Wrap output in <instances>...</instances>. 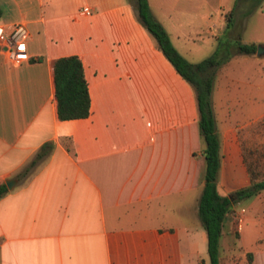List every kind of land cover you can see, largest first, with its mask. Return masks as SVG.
<instances>
[{
    "label": "crops",
    "instance_id": "1",
    "mask_svg": "<svg viewBox=\"0 0 264 264\" xmlns=\"http://www.w3.org/2000/svg\"><path fill=\"white\" fill-rule=\"evenodd\" d=\"M192 1L148 4L170 39L195 34L200 46L205 27L221 51L242 54L237 40L264 47V35L237 32L238 6L225 29L232 8ZM201 4L207 11L193 25ZM0 9L6 30L23 23L29 33L27 60L12 62L0 48V185L16 180L0 197V264H205L195 95L137 20L133 0H0ZM69 55L83 63L90 113L59 120L53 63ZM225 66L211 101L217 188L229 197L250 183L249 166L264 163V77L236 80ZM47 141L51 151L23 174ZM220 241L219 264H264V189L232 203Z\"/></svg>",
    "mask_w": 264,
    "mask_h": 264
},
{
    "label": "trees",
    "instance_id": "2",
    "mask_svg": "<svg viewBox=\"0 0 264 264\" xmlns=\"http://www.w3.org/2000/svg\"><path fill=\"white\" fill-rule=\"evenodd\" d=\"M261 1L253 0L256 8ZM236 5L226 14L225 29H229L233 25V13ZM254 5L245 9V16L252 13ZM133 8L137 20L153 37L157 48L162 51L177 73L193 89L197 105L198 127L203 143L202 153L205 159L203 184L198 199V217L207 235L209 264H219V241L225 218L232 203L251 198L264 189V179L255 180L254 177H251L247 186L235 190L229 197L221 195L217 188L220 144L211 93L217 71L230 59L233 53L226 48L230 52L225 55L226 49L221 51L217 47L210 56L197 63H191L172 45L166 30L152 14L148 0H133ZM1 13L0 9V16ZM234 46L238 53H256V44L254 43L247 44L237 40ZM53 76L58 119L70 120L87 117L90 113L91 101L81 59L77 55L56 58L53 63ZM51 149V141L43 143L34 158L25 167L23 174L38 160L45 157ZM7 191L6 184H1L0 197Z\"/></svg>",
    "mask_w": 264,
    "mask_h": 264
},
{
    "label": "rangeland",
    "instance_id": "3",
    "mask_svg": "<svg viewBox=\"0 0 264 264\" xmlns=\"http://www.w3.org/2000/svg\"><path fill=\"white\" fill-rule=\"evenodd\" d=\"M193 1L197 2L200 0ZM193 1L192 6H196V3L194 4ZM216 5L217 4H215V6ZM221 5H223L226 9H231L235 7V5L238 6L237 11L240 13L239 19L241 23L237 32L241 34L244 39H249L250 36L262 37L264 35V0L261 1L257 8L254 5L253 0H221ZM253 5L254 10L252 11V13L245 16V9L249 6L252 7ZM206 11L207 8L204 5L201 4L197 6L194 12H198V14H192V17L190 19L192 24L198 26L200 21L199 19ZM183 17L186 20L189 19L187 18V15H183ZM187 22L188 20L186 21V23ZM198 34V36L196 34V38L202 37L203 40H205L204 43L200 46H198L196 43H193V41L191 40V37H193L195 34H171V39L169 38L172 45L177 48L176 50L191 63H197L202 59L210 56L213 53L214 49L217 48L220 43L222 44L221 41L215 39V36L209 34L207 35L205 27H203ZM260 44L261 43H257L256 46ZM230 51L226 49L225 55H228ZM224 66L226 74H228L230 77L235 78L236 80H250L257 82L264 77V54H261L260 56L255 54L250 57H245L242 54H233L230 59L224 64ZM222 67L223 65L219 69H221ZM259 147L261 150L259 152V155L261 157H264V144H260ZM248 170L250 179L251 177H254L255 180L264 179V163L261 166H249ZM246 204L247 202H243V204L238 207L240 208L241 206ZM230 235V238L235 240L234 234ZM227 238L228 234L224 236L223 240H227ZM221 244L222 243L220 241V248ZM220 253L222 254V251ZM202 257L205 259V264H209V258L206 249Z\"/></svg>",
    "mask_w": 264,
    "mask_h": 264
},
{
    "label": "built area",
    "instance_id": "4",
    "mask_svg": "<svg viewBox=\"0 0 264 264\" xmlns=\"http://www.w3.org/2000/svg\"><path fill=\"white\" fill-rule=\"evenodd\" d=\"M81 11L86 15L91 14V10L86 7L81 8ZM28 34L27 27L23 23L14 24L8 30L0 24V48L12 62H21L29 58L26 49ZM243 211L242 208L241 212ZM234 218L236 219L237 228H240L242 219L237 217L236 214H234Z\"/></svg>",
    "mask_w": 264,
    "mask_h": 264
},
{
    "label": "water",
    "instance_id": "5",
    "mask_svg": "<svg viewBox=\"0 0 264 264\" xmlns=\"http://www.w3.org/2000/svg\"><path fill=\"white\" fill-rule=\"evenodd\" d=\"M263 52H264V47H263L262 45H257V46H256V54H257L258 56H260L261 54H263ZM15 181H16V180H14V179H7V180L5 181V184H6L7 188H8V189H12V188H13V185H14V183H15Z\"/></svg>",
    "mask_w": 264,
    "mask_h": 264
}]
</instances>
